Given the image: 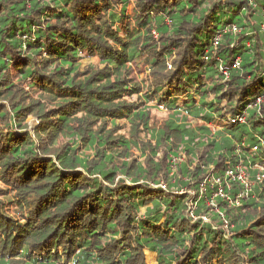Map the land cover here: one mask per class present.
<instances>
[{
  "label": "trees",
  "instance_id": "trees-1",
  "mask_svg": "<svg viewBox=\"0 0 264 264\" xmlns=\"http://www.w3.org/2000/svg\"><path fill=\"white\" fill-rule=\"evenodd\" d=\"M146 250L264 264V0H0V264Z\"/></svg>",
  "mask_w": 264,
  "mask_h": 264
},
{
  "label": "rangeland",
  "instance_id": "rangeland-1",
  "mask_svg": "<svg viewBox=\"0 0 264 264\" xmlns=\"http://www.w3.org/2000/svg\"><path fill=\"white\" fill-rule=\"evenodd\" d=\"M127 13L128 14H130L131 13V9H130V7H128L127 8ZM124 74L125 75H136L138 78L140 77L141 78V75H139V73H136V70H135V68H130L129 70H127V71H124ZM169 118H170V115H169V112L168 111H166V110H164V109H161V108H152L151 110H150V120H149V125H150V127H152V128H160V127H162L164 124H165V122H167L168 120H169ZM30 120V119H29ZM202 124V122L201 121H196V122H192L191 123V126L192 127H195V126H199V125H201ZM120 125H122L123 127H122V129L120 130V132H122V133H124L125 134V136H129V133H128V131H129V126H128V123L125 121V120H123V121H121L120 122ZM139 137H141L142 138V140L144 141V145H148V141L150 142L149 144H153V140H149V138H148V134L144 131V132H142L139 136H138V138ZM136 138V137H135ZM59 141H61V137L59 138ZM140 145H141V147L142 146H144V145H142V143L140 142ZM147 148V147H146ZM142 152V151H141ZM132 154H133V156H135V157H138V159H140V152L138 151V150H136V149H133L132 150ZM162 154V152L160 151V153H159V155H161ZM180 161H183L182 159H181V157H179V159L177 158V159H174L173 160V162H176V163H179ZM240 176H241V180L242 181H239V184H241L242 186H243V183L242 182H248V180H247V176L245 175V173H241L240 172ZM238 181V180H237ZM248 184V183H247ZM203 184H201V186H202ZM244 187V186H243ZM246 189V188H245ZM247 190V189H246ZM181 191H183V192H185V190H181ZM247 191H249V190H247ZM207 205L210 207V206H212L209 202H207ZM212 208H213V212H216V210H217V208L216 207H214V206H212ZM155 258H156V256H155V253H153V252H149V251H145V259H146V262H147V264H153V263H155Z\"/></svg>",
  "mask_w": 264,
  "mask_h": 264
},
{
  "label": "built area",
  "instance_id": "built-area-1",
  "mask_svg": "<svg viewBox=\"0 0 264 264\" xmlns=\"http://www.w3.org/2000/svg\"><path fill=\"white\" fill-rule=\"evenodd\" d=\"M236 63H237V61L235 62V64H233V67L236 66ZM239 122H243V119L240 118V119H239ZM177 158L179 159V157H175V158H173V160H174V159H177ZM173 160H172V163L175 164L176 162H173ZM173 166H174V165H173ZM240 172H241V173H244L240 168L238 169L237 172H233L232 170L228 169V170L225 171V175H224V177H225V179L227 178V179L230 180V181H235V180H236V181H237V180H238V181H242V180H241V176H240ZM227 179H226V180H227ZM257 179L260 180V176H257ZM228 180H227V181H228ZM225 182H226V181H225ZM213 183H216V184L220 185V181H219L218 178H217V179H214V180H213ZM226 183H227V182H226ZM242 183H243L244 188H246L247 190L250 189V184H249L248 182H247L248 184H247L246 182H242ZM160 186H161V188H165V186H164L163 184H161ZM227 187H228V185H227ZM246 189H245V190H246ZM247 190H246V191H247ZM216 195L223 196V194H222V187H221V186L218 187ZM210 204H213V203L211 202Z\"/></svg>",
  "mask_w": 264,
  "mask_h": 264
}]
</instances>
